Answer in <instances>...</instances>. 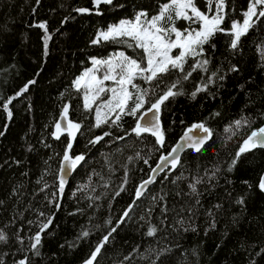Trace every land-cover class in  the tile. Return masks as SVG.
<instances>
[{"label":"trees","instance_id":"obj_1","mask_svg":"<svg viewBox=\"0 0 264 264\" xmlns=\"http://www.w3.org/2000/svg\"><path fill=\"white\" fill-rule=\"evenodd\" d=\"M169 2L113 0L97 8L94 0H0V229L8 236L0 242V264L25 258L27 264H84L105 236L108 241L94 264H264V192L259 187L264 148L242 153L232 165L245 137L264 124V17H253L237 48L230 46L231 25L242 21L252 0H225V31L215 33L202 55L189 57L183 72L172 71L151 83L134 80L147 90L141 112L180 81L173 89L180 94L161 107L163 146L151 132H132L140 112L122 115L117 124L112 123L114 113L95 127V106L86 110L84 89L74 86L93 57L123 50L143 58L142 49L126 44L93 45L98 31L141 11L153 17ZM194 3L210 13L208 0ZM78 8L90 11L79 13ZM161 24L183 29L188 20ZM205 59L207 71L192 70L196 60ZM187 72L192 74L185 80ZM25 85L28 90L16 96ZM65 105L67 122L81 126L75 139L67 131L59 139L53 135ZM236 120L249 123L237 129ZM196 122L208 127L211 137L199 152L186 149L176 168L170 165L137 199L138 185L159 157ZM69 142L70 154L84 160L59 200L58 169ZM152 227L156 232L149 236ZM38 232L39 255L31 248Z\"/></svg>","mask_w":264,"mask_h":264},{"label":"snow or ice","instance_id":"obj_2","mask_svg":"<svg viewBox=\"0 0 264 264\" xmlns=\"http://www.w3.org/2000/svg\"><path fill=\"white\" fill-rule=\"evenodd\" d=\"M39 2V0H37ZM113 0H94V4L99 7L101 4H112ZM215 2L216 12L215 14L209 16L205 12L200 11L194 0H170L169 3H165L160 7V11L157 15L148 19L146 12H139L136 14L133 20H121L118 24L110 25L106 30H100L97 32L96 37L91 41L93 45L100 44L101 42L108 43H120L126 44L128 47H135L142 49L146 57V66H142V62L126 55L123 51L117 52L106 59L92 58V67L86 69L84 73L74 81V86L77 90L82 87L86 89L84 92V108L86 110H92L94 104L100 100L101 96L110 92L111 96L102 103L101 106L96 107V124L95 127H100L102 124L108 123V114L116 113L115 119L112 120L113 124H117L121 119L122 115H136L140 112V116L137 119L135 127L132 132L137 136L141 133L151 132L157 137V143L161 146L164 144V135L158 123V114L161 105L167 101L170 97L180 94L173 89L177 88L180 83L177 80L170 87L167 88L162 95L152 103L149 108L141 112L144 104L146 103L147 90L140 89L135 83L136 78H142L147 82H153L160 80L165 74H169L172 71L178 70L180 72L184 71V64L187 62L189 57L195 58L203 54V46L207 44L210 39L215 35L216 32L225 31L221 24L224 20L223 9L225 0H208V12H212V4ZM264 0H252L248 10L244 13L245 19L243 24L233 23L231 25V31L234 33V39L231 42V48L236 49L239 40L242 35L246 34L249 28L254 24L253 17L259 19L264 17ZM258 7L260 10L257 11ZM189 10L191 15H189ZM75 11L79 13H87L90 10L87 8H78ZM173 18L186 19L190 21H199V30H184L181 31L175 26L164 27L161 22L172 21ZM39 28L44 29L47 33V27L45 23H40ZM174 34V38H173ZM50 37L46 34L44 37L45 49H47V41ZM173 49H179L177 55H172ZM208 60H196L192 66V70L195 71L198 68L207 71ZM103 71L101 72V70ZM233 70H236L233 68ZM97 73H101L97 75ZM191 72H187L183 79L187 80L191 76ZM213 76L216 73L212 74ZM223 79V77H220ZM105 81H112L114 87H106ZM35 81H30L29 84ZM211 78L209 83H211ZM129 86L135 89V93L129 90ZM159 85H157L158 87ZM207 86L203 88H197L196 91L192 93L193 97L200 92L205 90ZM28 90V85H25L23 89L16 94V96L22 95ZM15 97L9 98V100L3 104L4 109H8V105L12 102ZM129 101H133V105L129 107ZM68 105L64 106L62 117L66 118L68 113ZM107 110V111H104ZM103 113V115H102ZM151 114V118H149ZM11 111H8V116L11 117ZM144 121V123H141ZM155 121V122H154ZM249 122L247 120H236L234 121L235 127L238 129L242 124L247 125ZM80 124L74 123L71 120L67 122V126L62 128L61 124L58 122L55 125L56 132L53 133L57 139H59V134L63 131H67L72 139H75V134L80 130ZM198 130L203 133L196 140L192 139L190 135L193 130ZM231 126L226 129L229 131ZM110 133H104V136H108ZM212 133L209 128H207L203 123L194 124L189 128L184 136L181 137L183 144H178L174 147L171 152L166 156L161 157V164L157 165L156 169L152 171L155 172L157 169L163 170L168 164H171L172 168H176L179 162V152L180 150L187 146L194 148L197 152L200 151L201 146L211 137ZM103 139V136L96 137L91 143H97ZM122 139V137L120 138ZM72 148L71 142L68 143L67 149L63 155V166L61 172L64 175L69 174L76 166L84 160L83 155H77L75 157L69 154V150ZM264 148V127H260L258 130H253L250 135L243 141L242 146L236 153V159L232 161V165H235L238 158L242 153L248 152L252 149ZM171 157V159H170ZM147 163V161H145ZM231 167V166H230ZM215 175V173H213ZM153 178L146 180L143 184L136 190L135 196L138 199L143 195V189L151 183ZM199 183V181H197ZM64 180L61 178L60 190L63 191ZM259 187L264 190V179L261 180ZM193 191L196 190L195 185H191ZM119 193H117L118 195ZM135 203V201L133 202ZM243 203V201H239ZM131 205L129 209H131ZM128 212L124 213L127 216ZM51 220L48 223L42 224L40 231L43 232L48 228ZM115 231V229H113ZM156 232V228L152 227L149 229L147 235L153 236ZM111 235V233H109ZM82 236L87 237L88 232L82 233ZM108 236H105L101 243L92 251L89 259H87L84 264H94L97 256L100 254L101 249L104 244L108 241ZM7 234L0 229V242H7ZM34 242L31 244V248L36 251L39 255L38 246L41 244L40 232L36 233L32 237ZM22 242V241H21ZM167 251V250H165ZM127 259V257L125 258ZM19 264H27V258L19 261ZM155 264V261L153 262Z\"/></svg>","mask_w":264,"mask_h":264},{"label":"water","instance_id":"obj_3","mask_svg":"<svg viewBox=\"0 0 264 264\" xmlns=\"http://www.w3.org/2000/svg\"><path fill=\"white\" fill-rule=\"evenodd\" d=\"M156 101H154L153 103H155ZM151 106V105H150ZM149 106V107H150ZM148 107V108H149ZM161 107H162V105H161ZM161 107H160V111H159V114H158V123H159V125H160V128L162 129V122H161V117H160V115H161ZM146 110V109H145ZM144 110V111H145ZM140 116V115H139ZM139 118V117H138ZM149 118H151V114H149ZM155 122V121H154ZM59 123L61 124V126H62V128H65L66 126H67V119L66 118H63L62 117V115L60 116V118H59ZM141 123H144V121H141ZM199 123H201V122H196V123H193L192 125H190V126H188L179 136H178V138L176 139V141H175V143L172 145V147L170 148V150L167 152V153H165V154H163V155H161L160 157H159V159H158V161L155 163V165L151 168V170H150V172H149V176L146 178V179H144L139 185H138V187H137V189L138 188H140V186L143 184V182L144 181H146V180H149L150 178H153V180H152V182L151 183H149L144 189H143V193H144V191H146V189L149 187V185H151L154 181H155V179L157 178V176L160 174V173H162L164 170H166L171 164H168L167 165V167H164L163 168V170H160V169H157V171H155V172H153L152 170L153 169H156L157 168V165L158 164H161V157L162 156H166V155H168V153L169 152H171V150L174 148V147H176L178 144H183L184 142L181 140V137L182 136H184V134H185V132L189 129V128H191L194 124H199ZM260 127H264V124H262L261 126H259L258 128H256V129H253V130H258ZM208 128V127H207ZM252 130V131H253ZM251 131V132H252ZM251 132L248 134V135H250L251 134ZM190 135H192V139L193 140H196L199 136H202L203 135V133H201V132H199L198 130H193V132L190 134ZM247 135V136H248ZM247 136L245 137V139L247 138ZM244 139V140H245ZM188 148H192V147H187V146H185V147H183L181 150H180V152H179V158H180V156H181V154L186 150V149H188ZM69 154H70V150H69ZM71 155V154H70ZM72 156V155H71ZM170 159H171V157H170ZM63 158L61 159V161H60V165H59V169H58V175H57V179H58V181H59V183L61 182V178L63 177V180H64V186H63V191H61L60 190V185H59V200H60V198H61V196H62V194H63V192H64V190H65V187H66V185H67V183H68V181H69V179H70V177H71V175H72V173H73V170L69 173V174H67V175H64V173H62L61 172V168H62V166H63ZM262 179H264V170H263V172H262V174H261V176H260V181H259V185H260V183H261V180ZM263 192H264V190H262ZM59 202V201H58Z\"/></svg>","mask_w":264,"mask_h":264},{"label":"rangeland","instance_id":"obj_4","mask_svg":"<svg viewBox=\"0 0 264 264\" xmlns=\"http://www.w3.org/2000/svg\"><path fill=\"white\" fill-rule=\"evenodd\" d=\"M215 12H216V9H214L212 12H210V13H207V12H205L206 14H208L209 16H211V15H213V14H215ZM189 15H191V12H190V10H189ZM135 18V17H134ZM133 18V19H134ZM152 17H148V19H151ZM133 19H125V20H133ZM244 19H245V16L243 17V19H242V21H238V22H235V23H238V24H240V25H242L243 24V21H244ZM121 21V20H120ZM119 21V22H120ZM118 22V23H119ZM118 23H116V24H118ZM113 25V24H112ZM199 27H200V22L199 21H195V22H193V21H190V20H188V24H187V26L185 27V28H183V29H180V28H178V27H176L177 29H179V30H181V31H184V30H192V29H195V30H199ZM107 29V28H106ZM106 29H104V30H106ZM173 38H174V34H173ZM121 51H123V50H116V51H113L112 53H110L109 55H107V56H105V57H101V58H97V59H106V58H108L109 56H112V55H114L115 53H117V52H121ZM124 52V51H123ZM125 53V52H124ZM179 53V49H173V51H172V55H177ZM126 54V53H125ZM127 55V54H126ZM129 56V55H128ZM131 57V56H130ZM132 58H134V59H137V58H135V57H132ZM138 61H141L142 62V66H146V57H145V54H143V58L142 59H137ZM92 67V63H91V65L89 66V67H87L86 69H89V68H91ZM85 69V70H86ZM85 70H83L77 77H76V79L78 78V77H80L83 73H84V71ZM103 71V69L101 70V72ZM101 73H97V75H100ZM105 85H106V87H114L115 86V84L112 82V81H105ZM83 88V87H82ZM84 89V92L86 91V89L85 88H83ZM111 96V93L110 92H106V93H104L102 96H101V98H100V100H98L97 101V103L96 104H94V106H95V110H96V107L97 106H101L102 107V103L104 102V101H106L109 97ZM104 111H107V110H104ZM102 115H103V113H102ZM112 115H114V113H109L108 114V117H110V116H112ZM95 116H96V111H95Z\"/></svg>","mask_w":264,"mask_h":264}]
</instances>
